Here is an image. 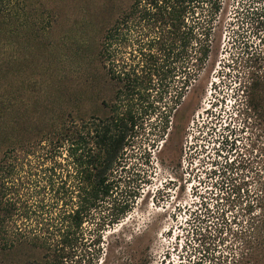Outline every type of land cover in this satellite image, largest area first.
<instances>
[{"label": "rangeland", "instance_id": "1", "mask_svg": "<svg viewBox=\"0 0 264 264\" xmlns=\"http://www.w3.org/2000/svg\"><path fill=\"white\" fill-rule=\"evenodd\" d=\"M220 1L207 62L158 63L168 90L139 115L110 197L91 209L64 264H264V89L256 109L243 92L251 78L264 85V27L255 32L250 19L258 12L264 21V0ZM131 2L0 0V166L55 160L60 174L77 172L65 135L110 113L116 89L100 43ZM136 185L131 209L103 222ZM44 252L16 243L0 264H39Z\"/></svg>", "mask_w": 264, "mask_h": 264}, {"label": "trees", "instance_id": "2", "mask_svg": "<svg viewBox=\"0 0 264 264\" xmlns=\"http://www.w3.org/2000/svg\"><path fill=\"white\" fill-rule=\"evenodd\" d=\"M221 6L220 0H132L128 10L105 30L100 57L105 66L111 63L106 70L116 89L110 113L67 130V154L77 171L72 177L60 174V164L55 160L35 169L24 168V164L0 166V253L16 243L25 244L45 251L39 264H64L76 247L83 223L90 219L91 209L110 197L115 187L112 173L124 161L139 115L154 110L168 90L167 75L161 76L163 65L158 63L194 60L199 67L207 62L208 37ZM262 17V13L250 14L255 32L264 27ZM193 44L198 48L191 58L187 48ZM113 62H121L119 70ZM127 62L136 63L131 66ZM188 84L185 79L175 87V107ZM243 88L249 106L256 109V93L264 85L251 78ZM61 147L53 144L51 149L56 153ZM140 187L136 185L132 198L121 202L103 222L113 224L122 218ZM50 208L57 212L52 214ZM9 220L14 226H6ZM17 220L34 223L31 227L22 224L21 228ZM50 249L52 260L42 262ZM93 253L100 254L99 248Z\"/></svg>", "mask_w": 264, "mask_h": 264}]
</instances>
